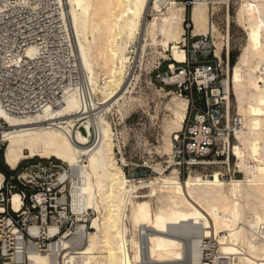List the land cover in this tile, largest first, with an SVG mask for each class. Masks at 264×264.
I'll list each match as a JSON object with an SVG mask.
<instances>
[{
  "label": "bare ground",
  "instance_id": "bare-ground-1",
  "mask_svg": "<svg viewBox=\"0 0 264 264\" xmlns=\"http://www.w3.org/2000/svg\"><path fill=\"white\" fill-rule=\"evenodd\" d=\"M54 2L56 20L77 51L85 84L103 109L95 120L83 123L87 134L77 128L83 118L79 115L82 100L76 91L69 93L61 107L46 109L35 118L10 117L0 110V119L7 125L0 129V143L5 146V163L13 171L34 158H55L70 168L81 167L85 183L74 185L71 207L77 221L89 218L91 230L82 248L65 255L64 264H74L77 259L81 264H201L204 248H211L206 242L209 237L217 240L214 264H264V0H242L238 19L248 44L232 73L228 65V77L222 83L230 106L231 94L235 96L243 123L236 135L234 156L244 177L226 179L220 170H213L211 175H190L181 181L174 166L177 148L170 136L181 131L189 99L170 93L165 155L171 156L172 173L148 183L132 181L126 175L128 161L118 159L117 148L121 151V146L116 143L119 139L108 114L114 106L121 114L122 108L128 107L129 101L121 102L127 78L133 77V55L140 49L145 54L148 42L156 49L161 47L163 59L178 64L186 61L181 47L185 7L179 0ZM212 5L214 1L194 0L193 36L211 34L222 61V40L210 23ZM28 53L33 54L34 49ZM226 56L229 59L228 53ZM170 66L173 76H165V82L183 83L184 76L174 71V63ZM94 125L99 138L89 145ZM153 169L164 173L160 164ZM4 179L0 172V186ZM143 187L149 189L148 199L135 201ZM12 202L14 210L20 211L18 194L13 195ZM83 227L78 225L76 239L81 238ZM30 231L38 234L35 227ZM30 261L54 264L49 254H31Z\"/></svg>",
  "mask_w": 264,
  "mask_h": 264
},
{
  "label": "built area",
  "instance_id": "built-area-1",
  "mask_svg": "<svg viewBox=\"0 0 264 264\" xmlns=\"http://www.w3.org/2000/svg\"><path fill=\"white\" fill-rule=\"evenodd\" d=\"M185 40H195L189 48L184 46L186 61H170L169 72L156 76V81L163 82L162 92H176L189 99L183 127L173 138L177 148L174 166L216 164L210 166L224 167L225 178H238L242 173L236 165L234 144L243 123L237 113L232 114V105L220 81L223 63L209 36H189ZM30 49H34L31 55ZM170 63H174L178 76H184L183 83L165 82V76H173ZM179 65L183 69L177 71ZM153 82L151 77L150 83ZM75 91L82 100L79 115L83 118L77 128L87 134L83 123L90 118L95 120L103 104L85 84L77 51L56 20L54 0H0V110L10 117L35 118L46 109L64 105L69 93ZM194 93L204 108L197 107ZM6 126L0 119V129ZM90 133L89 145L97 143L96 125ZM126 149L123 144L121 154L117 148L120 158L126 157ZM126 159L124 170L130 180L147 181L156 174L146 163ZM84 180L80 166L70 168L55 158L26 160L9 178L5 177L0 186V264H32L30 255L36 253L49 254L54 264H64L67 253H76L84 246L85 235L91 230L89 218L77 221L71 207L74 185L83 186ZM14 194L20 197V211L13 208ZM78 225L84 229L81 238L76 239ZM34 227L38 229L36 235L30 231ZM65 242H69L67 247ZM206 242L211 248H204L201 264H214L216 244ZM74 264L81 262L77 259Z\"/></svg>",
  "mask_w": 264,
  "mask_h": 264
},
{
  "label": "rangeland",
  "instance_id": "rangeland-1",
  "mask_svg": "<svg viewBox=\"0 0 264 264\" xmlns=\"http://www.w3.org/2000/svg\"><path fill=\"white\" fill-rule=\"evenodd\" d=\"M214 1L215 5L210 10V23L214 26L215 32L219 35V39L222 40L221 44V58H222V74L220 81L223 83L228 77V70H232L237 64L240 55L242 54L244 48L248 44V36L243 27L239 22L238 12L242 5V0H210ZM179 3L185 7V18L183 22V27L185 30L184 36L182 37V45L184 48L186 45L189 46L195 41H187L186 37L193 36L195 30V25L193 22V9H194V0H179ZM147 19L152 20V14L147 15ZM191 27V28H190ZM209 41L211 45L214 43V38L209 34ZM217 41V40H216ZM145 43V40L143 41ZM141 41V43H143ZM141 43H137L138 46ZM217 53V47H214ZM162 49L160 46L154 48L151 45V42L147 43V48L145 54L140 49L138 54H134L136 57V63L133 65L131 73L133 77L129 76L127 78L126 86L127 89L124 92L125 99L124 101H129L128 107L122 108V114L118 110V106H114L113 110L108 114V119L113 126L114 132L117 134L119 139V144L121 146V154H123V144L127 146L126 157L129 161L136 164L146 163L150 167L161 165L163 169V175L157 174L152 176L149 180L144 181L148 183L152 181L155 177H164L172 173V170L169 169V161L171 156L165 155L166 140L168 137L166 131V120L170 118L171 112L167 108V105L170 102L171 96L168 94L176 92H162L161 87L163 82L161 80L156 81V76L158 73H168L169 72V62L171 59L166 60L160 55ZM227 53L229 55V63L227 61ZM170 55V53H166ZM162 62V66L159 70H156L159 63ZM228 65L229 69H228ZM183 69L182 65L177 67V71ZM153 78V84L150 83V78ZM130 81V82H129ZM169 89V88H167ZM177 90V87H174ZM190 94V93H188ZM232 102V114L237 113V101L235 96L231 94ZM131 96L130 99H128ZM185 96V95H184ZM194 98L198 108H204V104L201 101L197 93H194ZM132 116L128 121L125 120ZM174 137L171 135L170 138ZM117 143V141H116ZM3 157L5 152V146L2 144ZM118 159L121 160L117 153ZM22 164H26L24 161ZM3 165L7 166L5 159H3ZM237 165V161H236ZM180 172V178L182 182H185L190 175L201 174L203 176L211 175L213 170H220L222 173L225 172L224 167L217 166H197V167H188L182 166L178 167ZM8 171L13 172L7 166ZM240 170L244 177V172ZM210 172V173H209ZM132 175L134 173L131 171ZM240 175L237 179L243 178ZM227 179V178H226ZM146 186V185H145ZM149 196V189L143 187L138 191V194L135 196V201L147 200ZM132 234L134 237L137 235L135 227H131ZM206 241L212 243L214 242L217 249V240L214 237H209ZM216 251V250H215Z\"/></svg>",
  "mask_w": 264,
  "mask_h": 264
},
{
  "label": "trees",
  "instance_id": "trees-1",
  "mask_svg": "<svg viewBox=\"0 0 264 264\" xmlns=\"http://www.w3.org/2000/svg\"><path fill=\"white\" fill-rule=\"evenodd\" d=\"M3 150L0 151V172L7 178H9L13 172L8 171L7 166L3 165Z\"/></svg>",
  "mask_w": 264,
  "mask_h": 264
}]
</instances>
